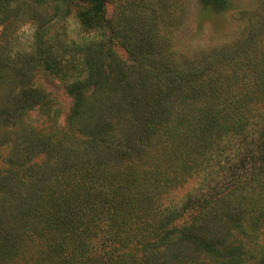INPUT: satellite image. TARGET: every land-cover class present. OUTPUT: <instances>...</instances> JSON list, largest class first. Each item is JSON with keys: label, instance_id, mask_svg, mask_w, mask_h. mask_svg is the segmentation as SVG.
<instances>
[{"label": "trees", "instance_id": "trees-1", "mask_svg": "<svg viewBox=\"0 0 264 264\" xmlns=\"http://www.w3.org/2000/svg\"><path fill=\"white\" fill-rule=\"evenodd\" d=\"M106 1L0 0V25L34 5L75 2L85 6L76 13L81 28L99 30ZM199 3L229 9L226 0ZM238 17L235 40L185 54L157 40L123 59L102 40L62 62L39 52L36 64L51 75L80 68L63 86L61 125L49 95L32 84L31 63L1 67L0 264L233 263L238 248L225 238L239 225L235 207L249 212L250 230L261 225L262 181V194L232 190L189 215L186 203L167 199L236 139L243 148L231 173L264 177V4Z\"/></svg>", "mask_w": 264, "mask_h": 264}, {"label": "rangeland", "instance_id": "rangeland-1", "mask_svg": "<svg viewBox=\"0 0 264 264\" xmlns=\"http://www.w3.org/2000/svg\"><path fill=\"white\" fill-rule=\"evenodd\" d=\"M226 1L229 9L215 13L202 8L199 0H107L104 5L102 29L99 30L81 28L76 13L85 10V6H78L75 2L56 6L34 5L24 9V15L22 13L11 18L6 28L0 25V75L6 74L4 68H1L6 64L31 63L32 84L41 87L49 95L54 110H57L55 124L61 125L69 106V98L63 86L72 78L78 77L80 68L76 66V69H73L75 64L72 63V67L59 75H51L41 70L38 63L36 64L39 52L50 51L57 58L60 57L62 62L71 56L76 58L80 54V44L100 40L103 41L104 48H107L108 52H114L121 59L127 53L134 52L137 45H149V42L156 40L180 50L181 53L184 49L190 53L196 48L216 47L237 38L241 26L238 19L239 12L253 10L264 4L262 0ZM39 14L44 17V21L48 17L51 20L40 25L36 21ZM142 29L150 30L154 36L151 35L144 40L139 39L141 35H138V31ZM32 115L33 113L31 114L33 118ZM261 124L264 125V121ZM263 130L264 126L259 128L261 134H264ZM250 137L253 138L252 132ZM235 142L238 147H233L218 157L211 167L191 178L182 188L173 191L168 196L167 202L172 206L186 203L184 215H189L196 212L200 208L199 205L209 197L212 200L214 197L221 198L232 190H234L233 196L238 197L241 194L239 192L246 193L256 188L259 194H262L263 188L259 181L264 184V177L257 175L255 183L250 181L247 173L246 176L231 173L232 169L229 165L235 163L237 155L241 154V150L238 149L243 148L237 139ZM232 181H238L239 187L235 183L230 184ZM238 207H235V214L240 216L239 225L228 230L225 238L238 248L236 255L239 260L238 257L235 258L232 264H259L264 256V221L257 228L250 230L245 217L249 212L240 214L242 210ZM232 212L234 213L233 208ZM221 230L222 228L217 227L213 232L216 235L222 233ZM185 253L189 254L190 251L185 250Z\"/></svg>", "mask_w": 264, "mask_h": 264}]
</instances>
